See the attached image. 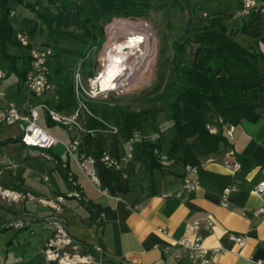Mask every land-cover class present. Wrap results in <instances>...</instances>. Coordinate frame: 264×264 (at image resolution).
<instances>
[{
  "label": "crops",
  "instance_id": "1",
  "mask_svg": "<svg viewBox=\"0 0 264 264\" xmlns=\"http://www.w3.org/2000/svg\"><path fill=\"white\" fill-rule=\"evenodd\" d=\"M225 1H234L236 6L231 10L218 11L217 6ZM209 4L215 6L216 13L227 18V33L233 40L243 38L241 42L236 41L241 46L249 48L254 40L264 36V15L234 18L240 7L239 0ZM260 48L264 51V46ZM0 68L3 69L1 64ZM259 68L264 70V65ZM47 94L50 98L42 103L53 105V94ZM30 96L13 75L0 82V106L6 101L17 107L42 104L31 103ZM39 111L45 124L47 113L37 109L38 125L42 127ZM55 123L60 126L54 127H59L66 134L64 144L76 140L81 146L80 134H75L70 126ZM224 135L229 146L203 159L196 167V173L189 175L197 180V187L191 192L182 188L186 172L180 161L161 163L154 156L158 166H153L145 158L136 159V151L123 172L104 168L96 162L93 166L98 181L96 186L68 157L63 143L58 141L51 149L42 151L24 147L17 141L19 138L6 139L12 141L10 143H19L20 148L27 151V156L44 159L41 154L45 153L50 160H44L51 163L47 175L56 174L65 183L64 189L55 182L48 193L37 194L21 181L9 185L0 180L2 197L16 204L25 201L27 208L22 217L8 219L6 226L12 224L18 231H28L31 222H39L37 264H46L42 249L52 234L48 221L52 216L63 223L67 235L77 246V252L92 256L91 264H189L187 252L178 247L177 241L195 223H199L195 233L201 238L207 257H213L214 264H264V215L253 213L264 207V197L253 192L255 185L264 180V110L257 121H242L226 128ZM233 163L239 165L236 172L230 169ZM48 176L43 178L44 182H49ZM70 179L75 182V187L69 183ZM231 186L236 191L228 196L226 207H222V192ZM73 193L79 196H73ZM60 196L65 199L61 211L55 212L51 206ZM25 218L29 221L25 222ZM207 219L212 222L211 228L205 224ZM234 236L244 238L243 247H238L231 239ZM96 247L103 249L104 262H98Z\"/></svg>",
  "mask_w": 264,
  "mask_h": 264
},
{
  "label": "trees",
  "instance_id": "2",
  "mask_svg": "<svg viewBox=\"0 0 264 264\" xmlns=\"http://www.w3.org/2000/svg\"><path fill=\"white\" fill-rule=\"evenodd\" d=\"M183 4L190 7L191 0L169 3L178 10L184 9ZM11 5L29 10L33 17L22 19L17 28L11 20ZM166 5V0H0V64L5 78L13 75L23 86L30 64L28 51L33 44L21 47L16 33L33 37L45 32L51 42L43 46L53 51L48 79L57 98L53 105L45 104L59 114L70 115L77 107L73 70L87 53L102 46L104 21L145 19ZM198 5L192 12L198 11ZM226 23L227 18L215 12L208 14L207 19L200 17L197 25L188 23L185 28L175 29L170 40V58L161 63L163 70L155 85L140 97L151 106L132 110L113 100H85L89 114L79 118L84 122L81 152L95 160L103 154L118 159L128 143L141 138L147 123L159 136L154 143L136 142L135 157L145 158L153 166H158L154 149L173 162L197 167L203 159L228 147L224 130L242 121L255 122L264 110V70L258 66L259 61H264L260 48L264 46V36L254 40L249 48L243 47L227 33ZM61 40L70 44L69 49L59 45ZM160 113L170 123L172 136L166 142L156 125ZM46 124L48 128L58 125L48 114ZM106 125L115 126L118 135L106 136ZM10 142L3 141L0 146ZM5 229L0 227V231Z\"/></svg>",
  "mask_w": 264,
  "mask_h": 264
},
{
  "label": "rangeland",
  "instance_id": "3",
  "mask_svg": "<svg viewBox=\"0 0 264 264\" xmlns=\"http://www.w3.org/2000/svg\"><path fill=\"white\" fill-rule=\"evenodd\" d=\"M29 1L33 2L35 0ZM171 1L172 0H166L167 5L165 8L151 12L149 16L145 19L140 18L135 20H129L121 18H112L105 20V39L102 46L99 49L91 50L89 53H87L84 59L80 60L76 64L72 73L73 83L74 73L77 70V66L79 68V73L81 77L84 78L85 86L88 85L89 79H93L99 74L100 75L98 78L102 76L107 66L106 55L109 51V48L107 46L109 41L107 29L112 23L118 22L128 23L132 25L137 24L140 21H145L151 25L153 31V38L149 39L148 43L150 45L154 43L155 45V55L153 56V64L151 66L148 78L143 82H140L139 86L134 89L125 91L121 88H118L115 91L109 92L107 94H104L102 97H99L100 99L95 100H113L118 102L121 106L130 107L132 110H140L142 108L151 106V103L145 104L143 101H141L140 97L142 93L150 91L151 88L155 85L157 78L163 70V68L161 67V63L165 59L170 58V40L172 38V34L175 32V29L177 27L185 28L188 23H190L191 25H197V23L200 22V17H203V13L206 14V17L203 18L207 19L208 14H213L216 12L214 10V5L209 3L203 4L202 0H191L190 7L183 4V10L173 9L170 6L171 4L169 5ZM195 4H199V9L196 12H192V9ZM11 6V20L17 28L21 26L22 19L33 17L29 10L17 5ZM234 6H236V3H234V1H225L221 5L217 6V10H231V8H233ZM28 37L30 38V43L38 47L43 46L48 42H51L45 32L41 34L35 33V36L33 37L28 34ZM240 39L243 38L236 37V41L241 42ZM59 45L64 49H69L70 47V44L63 40L59 42ZM23 53L24 55H26L27 51L24 50ZM258 65H264V61H259ZM98 78L93 82V84H96ZM50 92L53 94V91ZM23 95H25V91H23ZM49 98V94L37 98L30 96L29 101L34 104H39ZM75 99L77 101V107L74 112L70 115L60 114L61 116L72 117L77 114L78 119L80 117H82L83 119L82 115L84 114L85 116V113H87L85 110L87 108L84 103L86 99H81L80 96L76 95V92ZM14 100L16 102V99ZM80 103H84V111ZM40 116L41 120L39 124L48 132L52 133L60 143L64 144L67 140L65 132L59 127L48 128L44 120L42 119V112L40 113ZM156 125L160 131V136L165 142L168 141L171 138L172 133L170 129V123L163 113L157 115ZM211 132L213 133L214 129L211 130ZM105 134L110 138L112 136L118 135H111L110 133ZM139 136L141 138H157V136L159 135L153 131L151 124L147 123L142 131V134ZM14 138H19V131L15 125L0 126V142L5 141L6 139ZM27 154L28 153L26 150L20 148L19 143H8L0 147V180L2 183L11 185L18 181H21L24 186L29 187L30 189H32L33 192L37 194L48 193L49 188L51 186H54L55 182H58L60 189L65 188V183L61 179H58L56 174L52 173L49 176L47 175L48 170L51 168V163L45 161L44 159H41L40 157L27 156ZM11 174L13 175V177H10ZM45 176H48L49 182H44L43 178ZM0 189H2L1 184ZM26 209L27 208L25 206V201L19 202V204L7 202V200L4 199L0 193V227H5L6 221L8 219H15L18 216L22 217L23 213L27 212ZM29 218L30 217H28V219ZM28 219L25 218V222L29 221ZM11 222H13V220ZM38 223L39 222H31L30 230L28 231L26 229L18 231L12 226V224L7 225L5 230L0 231V264H37L39 262L38 252L36 251L39 243L37 235L40 231V226Z\"/></svg>",
  "mask_w": 264,
  "mask_h": 264
},
{
  "label": "built area",
  "instance_id": "4",
  "mask_svg": "<svg viewBox=\"0 0 264 264\" xmlns=\"http://www.w3.org/2000/svg\"><path fill=\"white\" fill-rule=\"evenodd\" d=\"M240 7L234 13V18H243L250 14L264 15V0H239ZM12 14V13H11ZM203 17L206 14L203 13ZM16 40L21 47L27 48L31 45L29 37L22 33H16ZM30 64L29 68L24 76L23 87L27 93L34 97H41L51 91V85L49 83L48 76L50 74L49 64L53 55L51 47L35 46L31 45L29 51ZM100 75V74H99ZM99 75L93 79H89V83L85 86L84 78L79 73V68L74 73V87L77 96L81 99L95 100L100 99L104 94L115 91L113 88L110 90H102L98 84H93ZM6 77V72L0 68V82ZM57 98L54 97V100ZM83 111L85 109L84 103H80ZM37 109L44 110L50 119L54 122L62 123L70 126L75 134L84 133V122L79 120L77 114L72 117H65L58 114L54 109L50 108L47 104L42 103L38 106L17 107L14 103L6 101L3 106H0V126L15 125L19 130V142L27 148L38 149L46 151L57 145L59 142L57 139L47 133L42 127L38 125ZM86 112L89 114L87 109ZM110 133L111 135L117 134V129L114 126L106 125V129L103 131ZM89 134H93V131H87ZM136 142L138 143H154V137H144L137 141H132L125 146V151L122 158L113 159L108 154H103L99 160H95L90 156H86L80 150L78 141L73 140L70 143L63 144L64 149L68 157L73 161L79 171L87 177V179L93 184L98 185L97 177L93 166L96 162H99L104 168L124 171L129 161L133 159L135 152ZM153 155L159 162H166L172 164L173 161L169 160L167 155L154 149ZM41 156L50 160L45 153ZM232 172L239 170V165L233 163L230 165ZM186 175L183 179V190L191 192L197 187V180L190 178L189 175L196 173V167L186 165ZM124 175L125 172H124ZM47 178H45L46 180ZM69 183L75 187L76 184L71 179ZM234 186L227 187L223 190L221 195V206L226 207L228 196L235 192ZM254 194L259 197H264V180L257 183L253 190ZM105 194V192H102ZM73 196L78 197L77 193H73ZM165 195L164 197H167ZM179 196V193L176 194ZM64 197L60 196L56 198L55 204L51 208L55 212L61 211V204L64 202ZM254 215H264V207L256 209ZM51 226L52 234L48 237L43 245L42 253L46 264H91L93 258L90 255L84 256L77 252V246L72 239L67 235L63 223L55 216L48 218ZM207 227L211 228L212 222L210 219L205 220ZM199 226V223H195L185 230V235L182 239L177 241L178 247L187 252L189 257V264H214L213 257H207V250L203 248L201 238L195 233V230ZM231 239L236 243L238 247H243L244 238L242 236H234ZM94 251L97 253L99 260L102 262L104 251L101 247H96Z\"/></svg>",
  "mask_w": 264,
  "mask_h": 264
},
{
  "label": "bare ground",
  "instance_id": "5",
  "mask_svg": "<svg viewBox=\"0 0 264 264\" xmlns=\"http://www.w3.org/2000/svg\"><path fill=\"white\" fill-rule=\"evenodd\" d=\"M107 30V66L96 84L104 91L134 89L148 78L153 64L155 45L148 43L153 38L152 27L145 21L132 25L114 22Z\"/></svg>",
  "mask_w": 264,
  "mask_h": 264
}]
</instances>
